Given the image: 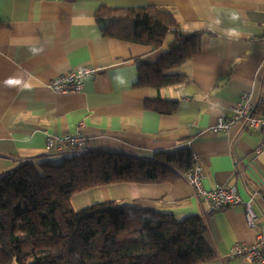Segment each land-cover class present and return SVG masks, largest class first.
Instances as JSON below:
<instances>
[{"label":"crops","instance_id":"0c3cea01","mask_svg":"<svg viewBox=\"0 0 264 264\" xmlns=\"http://www.w3.org/2000/svg\"><path fill=\"white\" fill-rule=\"evenodd\" d=\"M154 6L171 11L183 34L201 35V52L175 70L187 85L157 91L139 88L138 62L160 52L103 37L99 7ZM264 0H0V177L19 163L59 164L46 151L49 138L80 132L88 152L150 160L156 153L188 149L199 156L204 188L236 186L247 201L243 179L264 194L261 133L235 125L211 128L239 104L260 114L264 106ZM172 37L167 39L168 42ZM93 67L80 94L52 91L49 84L71 71ZM178 103L175 114L150 111L147 101ZM115 202L174 216L202 218L204 238L216 253L209 264H249L229 258L233 245H254L264 236V199L254 203L251 230L244 206L209 213L182 177L173 184H113L72 197L75 210Z\"/></svg>","mask_w":264,"mask_h":264},{"label":"trees","instance_id":"16d2710c","mask_svg":"<svg viewBox=\"0 0 264 264\" xmlns=\"http://www.w3.org/2000/svg\"><path fill=\"white\" fill-rule=\"evenodd\" d=\"M103 37L150 47L139 60V88L187 85L174 71L201 52L200 34H183L173 12L154 7L101 6ZM173 40L168 42L167 39ZM150 111L175 114L178 103L147 101ZM194 166L188 149L150 160L88 152L59 164L21 162L0 177V264H209L216 253L205 241L202 218L174 216L115 202L75 210L76 194L113 184H173Z\"/></svg>","mask_w":264,"mask_h":264},{"label":"built area","instance_id":"2783aa9c","mask_svg":"<svg viewBox=\"0 0 264 264\" xmlns=\"http://www.w3.org/2000/svg\"><path fill=\"white\" fill-rule=\"evenodd\" d=\"M264 42V31L260 38ZM99 69L93 67L71 71L54 79L49 88L62 94H80L85 89V80L99 74ZM235 125H241L244 130L261 133L262 139L256 149V155L264 153V106L260 114L256 113L249 104H239L235 107L230 118L220 117L211 128L214 134L227 133ZM46 151L61 158L81 156L88 153L85 137L80 133L65 135L63 137L49 138L46 141ZM194 166L183 176L187 184L192 188L195 198L206 207L209 213H216L237 205L244 206V215L251 230H256L258 218L254 212V203L264 199V194L243 179V184L248 191V200L244 201L236 186H217L213 190L204 188L205 173L199 156L193 154ZM229 258H242L249 264H264V236L257 237L254 245L245 246L235 244L232 246Z\"/></svg>","mask_w":264,"mask_h":264}]
</instances>
